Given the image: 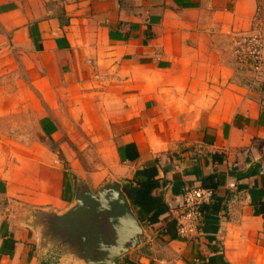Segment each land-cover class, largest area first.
<instances>
[{"label": "crops", "instance_id": "1", "mask_svg": "<svg viewBox=\"0 0 264 264\" xmlns=\"http://www.w3.org/2000/svg\"><path fill=\"white\" fill-rule=\"evenodd\" d=\"M0 20L13 49L37 56L28 69L43 104L105 97L120 105L117 182L157 168L153 195L169 212L143 226L146 242L121 264H264V72L240 69L231 48L233 35L264 21V0H0ZM111 90L118 95L109 97ZM41 120L53 143L56 118ZM128 145L137 161L125 158ZM50 159L37 158L33 195L10 171L0 175V198L27 206L19 205L18 222L14 208L0 207V264H37L34 219L73 202L74 194L71 203L62 199L67 171ZM194 187L213 191L214 201L194 238H178L174 224L172 239L168 222ZM61 264L82 263L64 257Z\"/></svg>", "mask_w": 264, "mask_h": 264}, {"label": "rangeland", "instance_id": "2", "mask_svg": "<svg viewBox=\"0 0 264 264\" xmlns=\"http://www.w3.org/2000/svg\"><path fill=\"white\" fill-rule=\"evenodd\" d=\"M10 35L0 20V175L10 171L14 184L24 180L25 186H21L33 195L35 188L30 186L34 182L29 178L38 176L35 165L40 163L37 158L47 154L48 164L52 158L54 167L67 171L73 186L76 181L84 182L96 193L104 184L116 181L124 167L118 156L120 138L113 131L118 124L116 117L120 105L105 97L86 104V100L78 104L68 97L60 98L58 105L53 107L43 104L31 85L28 69L37 56L32 52H26L25 56L13 49ZM111 92L109 97L118 95L116 91ZM44 116L56 118L58 132L52 138L53 143L43 133L41 118ZM48 193H55V184L48 186ZM24 204L0 198V207L14 208L15 216L20 214L15 218L17 222L23 219V213L17 209L19 205L27 208ZM30 212L29 218L36 211ZM8 215L9 218L11 215ZM32 229V239L38 240L32 249L37 264H61L68 256L67 250L52 243L50 247L43 245L33 224Z\"/></svg>", "mask_w": 264, "mask_h": 264}, {"label": "water", "instance_id": "3", "mask_svg": "<svg viewBox=\"0 0 264 264\" xmlns=\"http://www.w3.org/2000/svg\"><path fill=\"white\" fill-rule=\"evenodd\" d=\"M73 194L64 213L48 212L34 219L43 245L56 244L82 264H121L146 242L143 225L120 182L106 183L95 193L76 181Z\"/></svg>", "mask_w": 264, "mask_h": 264}, {"label": "built area", "instance_id": "4", "mask_svg": "<svg viewBox=\"0 0 264 264\" xmlns=\"http://www.w3.org/2000/svg\"><path fill=\"white\" fill-rule=\"evenodd\" d=\"M232 56L237 66L247 72H264V21L258 20L250 32L231 37ZM215 193L201 187L188 189L176 216L177 237L194 238L204 220V209L214 201ZM140 264H166L146 260Z\"/></svg>", "mask_w": 264, "mask_h": 264}, {"label": "trees", "instance_id": "5", "mask_svg": "<svg viewBox=\"0 0 264 264\" xmlns=\"http://www.w3.org/2000/svg\"><path fill=\"white\" fill-rule=\"evenodd\" d=\"M125 158L134 162L139 159V153L135 145H128L125 151ZM158 171L156 166L145 167L135 172L131 181H127L123 186V191L130 201L132 209L143 226L156 225L160 222L161 217L169 212L168 206L153 194L159 188L157 180ZM73 185L70 181V176L65 172L63 180L62 199L65 203L72 202ZM258 213L264 219V201L258 203ZM176 225L175 220L168 222L167 234L171 238H175L173 225ZM13 250V247H12ZM11 250V252H12ZM128 260L126 258L124 261Z\"/></svg>", "mask_w": 264, "mask_h": 264}]
</instances>
